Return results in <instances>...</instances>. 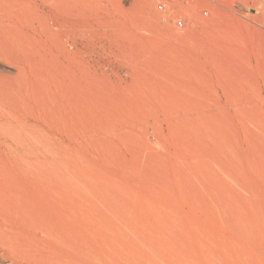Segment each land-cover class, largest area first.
<instances>
[{
    "label": "rangeland",
    "instance_id": "1",
    "mask_svg": "<svg viewBox=\"0 0 264 264\" xmlns=\"http://www.w3.org/2000/svg\"><path fill=\"white\" fill-rule=\"evenodd\" d=\"M0 79V264H264V0H0Z\"/></svg>",
    "mask_w": 264,
    "mask_h": 264
},
{
    "label": "bare ground",
    "instance_id": "2",
    "mask_svg": "<svg viewBox=\"0 0 264 264\" xmlns=\"http://www.w3.org/2000/svg\"><path fill=\"white\" fill-rule=\"evenodd\" d=\"M6 68V67H5ZM2 75V74H1ZM3 78V80H5L4 79V77H2ZM1 80V79H0ZM2 80V81H3ZM3 83H5L4 81H3ZM2 84V83H1ZM1 88H3V87H1ZM2 90H4V89H1V91ZM4 93V92H3ZM1 94V93H0ZM2 95V94H1ZM5 96V95H4ZM2 100V99H1ZM4 101V100H3ZM3 101H2V104H3ZM5 113H6V110L4 109H2V111H0V221H1V223H5V221L6 220H8V217H7V215H6V211H8L7 209H6V206L4 205L5 204V201H6V188H7V185H6V176H5V174H6V168H5V165H4V160H5V153H6V151H7V149L9 148V145H8V139L9 138H11L14 142H19V140H20V134H21V131H20V124L19 123H21V122H17V119L15 120V122L13 123L12 121H10V120H8L7 119V117H6V115H5ZM7 114V113H6ZM8 115V114H7ZM17 117V116H16ZM13 123V124H12ZM22 125V124H21ZM195 161V160H194ZM47 171V170H46ZM53 171V170H52ZM41 176V175H40ZM52 176V175H51ZM50 177V176H49ZM42 178V177H41ZM38 181H39V179H38ZM47 181H49V179H47ZM52 182V181H51ZM47 184H48V182H46ZM49 185L51 186V184L49 183ZM50 186H48V188L50 187ZM52 190V189H51ZM49 199H51V200H53V195H51L50 197H48ZM249 198V197H248ZM43 200V199H42ZM47 204V203H46ZM17 205V204H16ZM49 205H51V204H49ZM17 207H19V206H17ZM21 207H19V209H17V212H16V216H14V220L15 221H17L18 219H20V220H24L23 218H22V216H21V213H20V211H22V209H20ZM30 209V208H29ZM13 211V210H12ZM13 213V212H12ZM23 213V212H22ZM46 213H47V211H46ZM14 214V213H13ZM23 214H25V213H23ZM33 214V213H32ZM27 215H29V214H27ZM27 215H24L25 217L27 216ZM41 216H43V215H41ZM32 217V216H31ZM133 217V216H132ZM10 219H11V217H9ZM29 218H30V216H29ZM139 218V217H138ZM11 220H13V218L11 219ZM33 220H35V219H33ZM51 221V220H50ZM12 222H14V221H12ZM25 222V221H24ZM28 222V221H27ZM35 222V221H34ZM34 222H32V223H34ZM38 222V221H37ZM14 223H16V222H14ZM31 223V222H30ZM29 223V224H30ZM31 223V224H32ZM39 224V223H38ZM136 224V223H135ZM18 225V224H17ZM42 225H44V224H42ZM150 225V224H149ZM29 226V225H28ZM4 227V226H3ZM29 227H31V226H29ZM34 227H36V225L34 224ZM37 227H38V225H37ZM43 227H46V225H44ZM43 227L42 228H40V230L42 229V234H45L44 233V230H43ZM0 228L1 229H3L1 226H0ZM15 228V227H14ZM5 229V228H4ZM31 229V228H30ZM36 229V228H35ZM38 229V228H37ZM45 229V228H44ZM53 229V228H52ZM151 230V229H150ZM153 230V229H152ZM37 231H39V229L37 230ZM48 231V230H47ZM5 232V231H4ZM9 232V231H8ZM12 232H13V230H12ZM16 232H18V235L20 234V231H16ZM24 232H26V231H24ZM51 232V231H50ZM53 233V231L51 232V233H49V234H52ZM4 234V233H3ZM22 235V234H21ZM28 235V234H27ZM47 235V234H46ZM5 236V235H4ZM16 236V235H15ZM23 236V235H22ZM25 236V235H24ZM23 236V237H24ZM177 236V235H176ZM9 237V236H8ZM32 237V236H31ZM36 237V236H35ZM51 237V238H50ZM129 237V236H128ZM133 237H135V236H133ZM7 239V237L5 236V237H3V235H2V232H0V246L2 247H4V244H5V242L3 241V239ZM33 238V237H32ZM25 239H27V237L25 236ZM28 239H30L29 237H28ZM49 239H52L53 240V236L51 235V236H49ZM42 240V239H41ZM132 240V239H131ZM10 241V240H9ZM28 241H30V240H27V242ZM45 241V240H44ZM134 241V240H133ZM4 242V244L2 245V243ZM32 242V241H31ZM41 242V241H40ZM47 242V241H46ZM16 243V242H15ZM104 243V242H103ZM118 243V242H117ZM11 244V243H10ZM35 244H37L36 243V241H35ZM44 244H48V243H45L44 242ZM49 245V244H48ZM47 245V246H48ZM143 245V244H142ZM203 245V244H202ZM10 246H12V245H10ZM33 247L31 248V250L29 251V253H27V254H25V252H23V254H22V252L21 251H19L18 252V254L20 255V256H22V260H24L25 262H26V264H53V253H51V252H49L47 255H44V256H46V258H42L41 256H40V253H39V250H38V248H37V246L36 245H32ZM51 246V245H50ZM2 247V248H3ZM25 247H26V245H25ZM38 247H39V245H38ZM5 248H6V246H5ZM39 248H42V247H39ZM45 248V247H44ZM122 248V247H121ZM24 249H26V248H24ZM29 249V248H28ZM50 249V248H49ZM48 249V247H47V251L49 250ZM51 249H53V248H51ZM51 251H53V250H51ZM84 251V250H83ZM10 253V252H9ZM14 253V252H13ZM42 254V253H41ZM46 254V253H45ZM190 254V253H189ZM163 256V255H162ZM4 257V256H3ZM217 258V257H216ZM195 262V261H194ZM16 264H22V262H16Z\"/></svg>",
    "mask_w": 264,
    "mask_h": 264
},
{
    "label": "built area",
    "instance_id": "3",
    "mask_svg": "<svg viewBox=\"0 0 264 264\" xmlns=\"http://www.w3.org/2000/svg\"><path fill=\"white\" fill-rule=\"evenodd\" d=\"M165 7H166V5L164 2L157 3V9L164 10ZM208 14H209L208 9L206 7H202L201 15L202 16H208ZM175 24L177 26H182L183 25V19L181 17L175 18Z\"/></svg>",
    "mask_w": 264,
    "mask_h": 264
}]
</instances>
